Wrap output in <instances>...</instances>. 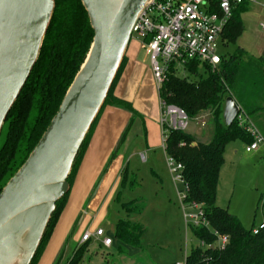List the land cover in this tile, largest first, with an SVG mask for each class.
Returning <instances> with one entry per match:
<instances>
[{
	"label": "trees",
	"instance_id": "trees-1",
	"mask_svg": "<svg viewBox=\"0 0 264 264\" xmlns=\"http://www.w3.org/2000/svg\"><path fill=\"white\" fill-rule=\"evenodd\" d=\"M249 6L241 4L233 10L221 36L226 44L236 45L244 32L241 15ZM92 38L93 32L80 0H54V11L38 59L0 133V138L3 135L0 143V192L25 162L57 112L85 60ZM219 55L220 63L215 68L195 61L189 62L183 70L171 66L167 80L158 92L161 102L180 109L189 120L197 118L201 113H209L214 126L209 142L197 141L192 135L173 129L168 131L164 142L165 155L182 166L181 177L185 186L183 203L197 206L201 212L199 225H194L192 234L204 248L192 249L182 264H264V224L254 235L253 228L245 229L228 210L216 205L219 173L224 163L226 146L234 141H240L245 146L252 142V137L247 132L248 122L239 126L235 118L230 126L222 123L226 98L235 100L255 129H261L264 138V50L258 58L249 56L239 47H235L230 54ZM124 66L125 57L74 160L67 179L70 189L104 109L115 107L132 115L120 145L135 117H140L130 103L114 96ZM115 155L116 152L112 154L104 172ZM126 175L123 171L121 184ZM69 193L70 190L56 203L55 211L30 264H37ZM134 203L135 201L121 204V207L130 213V207ZM143 233V227L129 219L119 220L114 227V238L118 242L139 251H142L140 240ZM221 237L227 238L223 249L218 247V239ZM86 245L74 251L69 264H77L81 260Z\"/></svg>",
	"mask_w": 264,
	"mask_h": 264
},
{
	"label": "water",
	"instance_id": "water-1",
	"mask_svg": "<svg viewBox=\"0 0 264 264\" xmlns=\"http://www.w3.org/2000/svg\"><path fill=\"white\" fill-rule=\"evenodd\" d=\"M80 2L93 32L92 43L45 132L0 192V264H30L34 258L56 203L70 190L67 179L74 160L148 0ZM53 11L54 0H0V133L38 59ZM237 114L235 100L226 98L224 125L230 126ZM66 251L67 246L55 264H63Z\"/></svg>",
	"mask_w": 264,
	"mask_h": 264
},
{
	"label": "rangeland",
	"instance_id": "rangeland-1",
	"mask_svg": "<svg viewBox=\"0 0 264 264\" xmlns=\"http://www.w3.org/2000/svg\"><path fill=\"white\" fill-rule=\"evenodd\" d=\"M241 19L243 34L236 45L228 44L220 53H232L239 45L249 56L258 58L264 50V5H250ZM131 52L136 53L139 62L142 61L144 53L134 37L130 39L126 54L129 56ZM146 65L149 66L148 59ZM187 78L192 79L191 76ZM153 87L157 93L154 83ZM146 121L145 118L135 117L129 127V145L122 167V172L127 175L114 195L105 200V211L98 219V225L112 240V249L120 247L129 256L140 254L137 257L140 264H182L192 249L204 248L192 234L199 210L183 203L185 186L174 179L179 172L170 171V160L163 150L165 130L160 117ZM213 127L209 113H201L197 118L188 120L184 132L207 142L212 139ZM258 132L262 134L261 129ZM2 139L3 135L0 143ZM245 147L242 142L234 141L225 148L217 206L228 210L245 229H256L264 223V147L258 146L251 154L245 152ZM133 201L130 213L122 209L121 204ZM124 219L143 227L140 240L142 251L121 244L114 238L116 223ZM90 244L99 245L94 239ZM100 256L112 261L109 253L100 252Z\"/></svg>",
	"mask_w": 264,
	"mask_h": 264
},
{
	"label": "crops",
	"instance_id": "crops-1",
	"mask_svg": "<svg viewBox=\"0 0 264 264\" xmlns=\"http://www.w3.org/2000/svg\"><path fill=\"white\" fill-rule=\"evenodd\" d=\"M227 46L228 44L221 40L219 53L225 50ZM236 47L243 49L239 45ZM222 54L225 53L222 52ZM125 56L127 57L125 58V66L116 84L114 96L130 103L141 118H145L147 121L149 119L157 120L160 117L159 98L153 87L154 82L150 68L146 65L145 53L141 62L136 59L134 52H131L129 56L125 54ZM131 117L132 115L128 111L115 107H106L102 112L78 167L65 207L37 264H55L65 246H67V251L63 264H69L74 251L84 244H87V250L77 264H140L137 259L140 254L129 256L120 247L114 250L112 249L113 242L109 248H105L99 239L91 238L90 241H81L86 232L93 234L96 230L101 229L98 225V219L104 214L105 200L114 195L121 183V172L127 152L126 147L129 145L128 132L121 145L120 140ZM192 136L195 138L194 135ZM207 142L209 141L207 140ZM114 152H116L115 158L104 172ZM100 182L101 184L94 194ZM217 202L218 187L216 205ZM105 237L110 238L106 235ZM92 239L96 240L99 245L94 244L92 246L90 244ZM100 252L109 253L112 261L103 259Z\"/></svg>",
	"mask_w": 264,
	"mask_h": 264
},
{
	"label": "built area",
	"instance_id": "built-area-1",
	"mask_svg": "<svg viewBox=\"0 0 264 264\" xmlns=\"http://www.w3.org/2000/svg\"><path fill=\"white\" fill-rule=\"evenodd\" d=\"M241 4L264 5V0H148L132 28L130 39L134 37L145 53L157 93L167 80L171 66L183 70L191 61L211 68L218 66L223 30L233 10ZM159 107L160 123L165 130L164 144L168 131H185L189 119L180 109L168 106L160 100ZM236 119L239 126H243L244 122L249 123L247 132L252 137V142L245 147V152L251 153L257 150L258 146L264 147L263 136L241 112L239 106ZM140 157L144 158L143 155ZM169 160L171 173L179 172L174 179L183 183L182 166L170 158ZM182 200H185V191ZM200 217L199 211L195 226L199 225ZM262 227L263 225H260L259 228L253 229L252 233L256 235ZM91 238L99 239L105 248L112 244V240L105 237L102 229L93 234L86 232L81 241H90ZM226 243L227 238H219V249H223Z\"/></svg>",
	"mask_w": 264,
	"mask_h": 264
}]
</instances>
